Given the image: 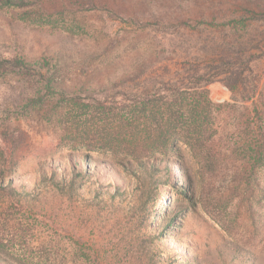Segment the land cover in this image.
<instances>
[{
  "label": "rangeland",
  "instance_id": "1",
  "mask_svg": "<svg viewBox=\"0 0 264 264\" xmlns=\"http://www.w3.org/2000/svg\"><path fill=\"white\" fill-rule=\"evenodd\" d=\"M14 1L0 0V153L14 152L13 186L41 194L13 200L0 193V256L12 264H94L75 258L70 236L78 234L108 249L111 264H264V168L247 183L233 182L242 178L236 164L243 154L224 151L206 164L182 142L153 153L161 190L145 220L111 205L99 212L72 206L51 184L40 186L54 169L71 179L70 156H87L89 165L78 167L91 174L86 198L101 185L132 198L141 172L111 156L145 146L133 128H113L115 113L143 90L153 100L188 89L203 102L193 88L206 80V14L214 0H113L101 10L92 0ZM214 4L234 9L233 0ZM160 39L166 53L153 54ZM51 87L91 105L66 108L58 97L54 107L45 102ZM207 89L214 103L232 102L222 83ZM2 134L13 142L2 143ZM101 139L115 140L113 150L96 144Z\"/></svg>",
  "mask_w": 264,
  "mask_h": 264
},
{
  "label": "trees",
  "instance_id": "2",
  "mask_svg": "<svg viewBox=\"0 0 264 264\" xmlns=\"http://www.w3.org/2000/svg\"><path fill=\"white\" fill-rule=\"evenodd\" d=\"M214 1L212 3L217 7L212 5L210 14H206V29L209 30L206 38V73L204 74L206 80L203 86L193 88L200 91L199 95L203 102L194 95L188 94V89L181 92L172 91L174 92L172 95L163 94L159 99L153 98V100L144 97L147 92L143 90L133 99L132 104L115 113V121L111 123L113 128H133L145 146L141 153L128 151L123 156L116 154L111 156L119 164L132 168L136 165L140 170L141 187L133 192L132 198L126 202L127 198L121 188H115V192L112 193L111 185L106 188L101 185L90 190V197L86 198L88 195L83 190L91 179V174L87 168L85 171H79L78 167L83 161L86 167L89 165L87 156H82V161L70 156L73 160L71 179L61 180L54 169L51 176L44 174L41 187L44 186L43 184H51L49 190L53 191V195L72 206L79 201L78 204L85 210L99 212L111 205L145 220L150 201L154 202L161 190L160 170L149 161L153 153L161 149L169 150L174 144L182 142L204 161L206 157V164L211 160H217L224 151L232 156L243 154V161L236 164L243 174L242 178L237 180L234 175L233 182L247 183L254 171L264 168V0H233L234 9L222 8L218 6L220 4H214ZM8 2L16 3L14 0ZM92 2L97 10H101L102 7H109L113 0H92ZM166 45L164 40L160 39L151 52L165 54ZM214 82L222 83L231 92L232 102L216 104L212 101L207 86ZM47 94L48 99L45 102L54 107L91 105V102L89 104L84 102V99L80 100L78 93L73 95L74 93L62 88L51 87ZM58 97H61L59 102L61 105L53 103L54 99L59 100ZM185 101H191L192 108L186 109V106H183ZM197 104L200 105L196 106ZM6 136L3 137L2 134V143L13 142ZM102 142L109 147V151L113 150L115 140L101 139L96 144ZM93 143L89 150L95 149ZM99 159L100 163H108ZM17 165L14 161V152L2 149L0 193L13 200L37 197L41 192L37 195L21 192L13 186L12 178L15 177ZM83 222V227L86 228L87 220L84 218ZM160 238L162 235L157 236L155 240ZM70 240L74 244L75 258L79 260L91 258L94 264H111L107 260L108 249H103L104 252L100 250L101 248L97 250L83 238H78V234L70 236ZM111 243L107 244H114ZM117 259H120V262L126 259V256ZM0 264L12 263L0 256Z\"/></svg>",
  "mask_w": 264,
  "mask_h": 264
}]
</instances>
